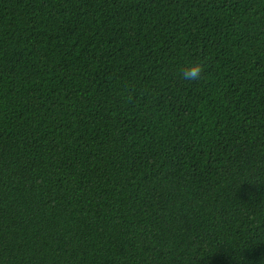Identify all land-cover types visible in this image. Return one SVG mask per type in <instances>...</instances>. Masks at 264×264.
Returning <instances> with one entry per match:
<instances>
[{
    "label": "trees",
    "instance_id": "obj_1",
    "mask_svg": "<svg viewBox=\"0 0 264 264\" xmlns=\"http://www.w3.org/2000/svg\"><path fill=\"white\" fill-rule=\"evenodd\" d=\"M0 264H264V0H0Z\"/></svg>",
    "mask_w": 264,
    "mask_h": 264
},
{
    "label": "clouds",
    "instance_id": "obj_2",
    "mask_svg": "<svg viewBox=\"0 0 264 264\" xmlns=\"http://www.w3.org/2000/svg\"><path fill=\"white\" fill-rule=\"evenodd\" d=\"M206 64L203 60H191L182 70L181 78L184 81L198 82L202 80L205 72Z\"/></svg>",
    "mask_w": 264,
    "mask_h": 264
}]
</instances>
